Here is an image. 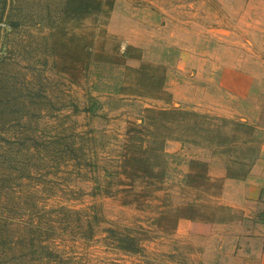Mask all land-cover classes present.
<instances>
[{"label": "rangeland", "instance_id": "obj_1", "mask_svg": "<svg viewBox=\"0 0 264 264\" xmlns=\"http://www.w3.org/2000/svg\"><path fill=\"white\" fill-rule=\"evenodd\" d=\"M215 3L0 0V264H254L240 238L264 211L217 225L241 120L166 89Z\"/></svg>", "mask_w": 264, "mask_h": 264}, {"label": "crops", "instance_id": "obj_2", "mask_svg": "<svg viewBox=\"0 0 264 264\" xmlns=\"http://www.w3.org/2000/svg\"><path fill=\"white\" fill-rule=\"evenodd\" d=\"M211 2H216L220 14L212 8L202 20L218 24L197 26L195 45L183 51L198 55L195 70L188 64L181 71L187 77L186 84H173V75L168 73L166 89L192 109L238 117L248 125V141L231 146L230 160L234 165H244L247 174L235 177L225 169L218 180L223 183L218 205L229 208L232 218L217 225L235 227L241 224L239 219L264 211V142L258 135V130L264 129L258 124L264 111V0ZM223 31L228 35L219 43L215 36L222 37L219 34ZM237 31L243 39L239 44L235 41ZM252 229L241 236L240 244L250 262L264 264V223L259 221Z\"/></svg>", "mask_w": 264, "mask_h": 264}, {"label": "trees", "instance_id": "obj_3", "mask_svg": "<svg viewBox=\"0 0 264 264\" xmlns=\"http://www.w3.org/2000/svg\"><path fill=\"white\" fill-rule=\"evenodd\" d=\"M163 79H164V77H163ZM162 112H164V111H162ZM241 128H243V130H245L246 132H247V128H248V125H246V123H243V122H240V123H237V127H232L231 128V130L232 131H230V132H224V134H227V135H229L230 133H233L232 134V136H226L225 137V139L226 140H228V139H231L230 141L228 140V143L230 142V145H229V150H232V147L231 146H235L236 144H238L239 142H243V143H246V141H248V135L246 136H244V137H242L241 139L239 138V140L234 136V132H238V129L239 130H241ZM209 130H213L212 128H210ZM220 130V129H219ZM219 130H217V131H219ZM218 133H220V131L218 132ZM238 140V141H237ZM232 156V155H231ZM242 167H243V170H241V171H237V172H235L234 173V171H232L231 170V167H229L228 168V173L230 174V175H232V176H235V177H241V176H245L246 174H247V170H246V167L244 166V165H242ZM61 210H63V211H68V210H65L64 208H62L61 207ZM70 212V211H69ZM263 214V213H262ZM135 241H136V243H135ZM137 241H138V239L135 237V236H128L127 237V239H126V243H127V245H124V246H122V248L124 249V250H127V251H129V252H135V251H137L136 249L138 248L137 247ZM34 243H32V245H33ZM134 246H136V247H134Z\"/></svg>", "mask_w": 264, "mask_h": 264}]
</instances>
